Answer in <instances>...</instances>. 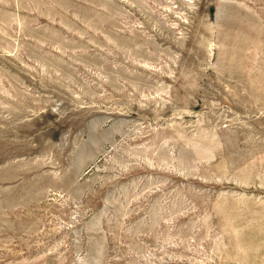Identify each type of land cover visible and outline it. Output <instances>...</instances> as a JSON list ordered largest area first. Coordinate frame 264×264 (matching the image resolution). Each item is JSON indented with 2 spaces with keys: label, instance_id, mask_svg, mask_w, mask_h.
Listing matches in <instances>:
<instances>
[{
  "label": "rangeland",
  "instance_id": "rangeland-1",
  "mask_svg": "<svg viewBox=\"0 0 264 264\" xmlns=\"http://www.w3.org/2000/svg\"><path fill=\"white\" fill-rule=\"evenodd\" d=\"M0 264H264V0H0Z\"/></svg>",
  "mask_w": 264,
  "mask_h": 264
}]
</instances>
